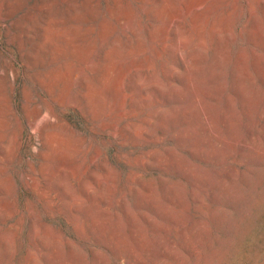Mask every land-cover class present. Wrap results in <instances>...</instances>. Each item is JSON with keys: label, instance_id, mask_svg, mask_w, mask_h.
Segmentation results:
<instances>
[{"label": "rangeland", "instance_id": "374dc122", "mask_svg": "<svg viewBox=\"0 0 264 264\" xmlns=\"http://www.w3.org/2000/svg\"><path fill=\"white\" fill-rule=\"evenodd\" d=\"M0 264H264V0H0Z\"/></svg>", "mask_w": 264, "mask_h": 264}, {"label": "bare ground", "instance_id": "6f19581e", "mask_svg": "<svg viewBox=\"0 0 264 264\" xmlns=\"http://www.w3.org/2000/svg\"><path fill=\"white\" fill-rule=\"evenodd\" d=\"M190 3H192V1H190ZM11 11H13V9H11ZM188 11L189 10H187V12ZM156 16H157V19H158V17H160V12ZM210 24H211L210 30H212V32H213L215 30V24L213 22H211ZM204 27H205V24L194 22V23H192V24H190L188 26H183V28H179V29L177 27L176 28H172L170 30V32L177 39L178 46L175 49L171 48L170 52L176 54L177 56H180V53L179 52H180V50L183 49V51L185 50V51L188 52V55L190 56L189 57L190 60L191 61H194L197 64L198 56H199V54H197V52H198L197 48H198V46L201 47L203 45L202 44V41H201V37H202V34H203L202 31L204 30ZM180 30H183L185 32V34L187 35L186 38L183 37L184 36L183 35V31L181 32ZM7 35L8 34L6 33V37H8V39H9L8 42L9 43H13V42L16 41V39H15L16 37H11V36H9V35L7 36ZM151 35H153L154 37H156L157 36V29L152 30ZM191 36H195L198 39V42H199L198 45L193 44L192 41L189 40V38ZM136 43L139 44V41H137ZM41 46H42V44H41ZM189 47L191 48V50H188ZM163 54H164V48H163V51H162V48H161V50H159V52L157 53V59H161V57H162ZM110 55H111V53H108L106 55V58H109ZM31 61H32V63L35 64V63H37V58L34 57V56H31ZM189 64H191V62ZM54 81H56V79ZM25 113H26V118L28 120V124L32 127V129L34 130V132H38V129H37L38 128L37 127L38 122H40V120L45 119V118L48 117V113L45 114L42 111V109L40 107H38V106H35L33 109L31 108V110L26 108L25 109ZM48 127L49 126L46 125L43 128V130H42V143L44 145H46V144H48V142H50V139H51V136H52L49 132L46 131L47 130L46 128H48Z\"/></svg>", "mask_w": 264, "mask_h": 264}]
</instances>
